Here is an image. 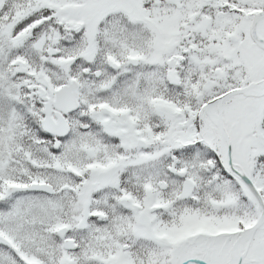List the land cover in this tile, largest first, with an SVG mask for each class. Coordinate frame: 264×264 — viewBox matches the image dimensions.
Listing matches in <instances>:
<instances>
[{"label": "snow or ice", "instance_id": "1", "mask_svg": "<svg viewBox=\"0 0 264 264\" xmlns=\"http://www.w3.org/2000/svg\"><path fill=\"white\" fill-rule=\"evenodd\" d=\"M0 264H264V0H0Z\"/></svg>", "mask_w": 264, "mask_h": 264}]
</instances>
